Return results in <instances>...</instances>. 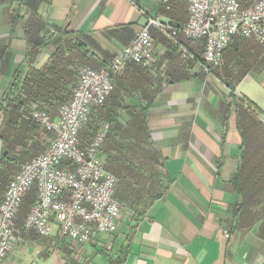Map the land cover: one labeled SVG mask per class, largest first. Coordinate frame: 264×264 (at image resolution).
<instances>
[{"label":"crops","instance_id":"crops-1","mask_svg":"<svg viewBox=\"0 0 264 264\" xmlns=\"http://www.w3.org/2000/svg\"><path fill=\"white\" fill-rule=\"evenodd\" d=\"M169 3L0 0V99L18 67L45 65L66 40L87 55L86 66H99L109 64L148 17L185 23V3ZM152 37L155 62L145 74L128 62L113 78L108 100L118 127L112 133L132 147L128 159L138 166L125 171L132 184L118 187L117 232L78 247L55 226L40 236L16 222L1 264H264V192L244 208L234 186L242 138L228 106L230 90L198 62L182 60L160 31L152 29ZM177 39L195 51L201 44L182 34ZM30 41L42 42L32 59ZM234 58L232 48L223 52L224 64ZM233 94L246 96L264 116V61Z\"/></svg>","mask_w":264,"mask_h":264},{"label":"built area","instance_id":"built-area-1","mask_svg":"<svg viewBox=\"0 0 264 264\" xmlns=\"http://www.w3.org/2000/svg\"><path fill=\"white\" fill-rule=\"evenodd\" d=\"M162 1L169 8L170 0ZM182 1L187 10L182 25L148 17L108 65L80 67L71 97L59 105L56 118L45 110H33L32 119L50 133V139L44 151L20 166L4 191L0 202V264L12 247L19 209L31 189L35 199L24 229L49 236L55 226L61 238L78 247L117 232L121 206L114 194L118 178L106 169L102 155L110 124L104 122L85 145L79 134L92 109L106 102L113 90V78L128 62L145 67L155 62L153 28L179 47L183 59L198 62L207 73L211 71L209 65L221 63L225 48L235 37L253 38L264 45V0L247 6L239 0ZM179 34L190 41H202L201 61L178 41Z\"/></svg>","mask_w":264,"mask_h":264},{"label":"trees","instance_id":"trees-1","mask_svg":"<svg viewBox=\"0 0 264 264\" xmlns=\"http://www.w3.org/2000/svg\"><path fill=\"white\" fill-rule=\"evenodd\" d=\"M253 1L241 0L243 6L249 5ZM33 42L30 43V46L34 44L35 48L29 49L27 53L29 59L34 58L42 45L40 41ZM76 44V42L66 40L53 50L48 62L41 67L32 66L31 63L25 67H18L4 97L0 99V202L7 184L20 166L44 151L48 145L44 134L50 135V133L32 119L33 110H45L55 117L59 105L71 97L72 89L77 81L78 69L87 65V55L79 51ZM202 47L201 43L198 45L197 51L190 48L199 61H201ZM229 47L233 49L234 65L237 64L239 68L236 78L225 82L216 73L214 76L230 90L231 100L228 102V106H232L234 109L237 128L242 138L241 163L236 173L234 186L241 195V207L247 208L250 203L257 201L259 194L264 192V127L259 118L260 110L255 103L246 96L236 95L233 92L245 73L255 67L256 63L251 66L250 63H245V59L250 54L254 58L252 52L256 49L251 41L241 37L233 38L225 50ZM181 59L184 60L182 57ZM106 65L108 64L96 67L100 68ZM134 65L133 70L136 72L145 74L148 70V67L143 65L137 63ZM219 72L225 77L236 74L222 68ZM142 83V81H138L131 85L138 87ZM108 100L109 97L103 105L92 109L89 122L79 134L83 145L91 140L104 122L110 124L108 134L117 131V125H112L115 122L116 114L108 105ZM140 123L143 124V120ZM136 126L141 131L144 127L143 125ZM108 134L106 139L109 137ZM15 155L18 156L17 159H15ZM34 199L35 193H32L28 202L29 206L34 202ZM262 211L264 216V209Z\"/></svg>","mask_w":264,"mask_h":264},{"label":"rangeland","instance_id":"rangeland-1","mask_svg":"<svg viewBox=\"0 0 264 264\" xmlns=\"http://www.w3.org/2000/svg\"><path fill=\"white\" fill-rule=\"evenodd\" d=\"M239 1L242 4L241 0ZM153 29H157V28H153ZM157 30L160 31L159 29ZM245 39H249V41H251L254 44L255 49H256L252 52L254 55V58L250 54V56L247 59H245V63H250L251 66L255 63H256V66L258 64H262L264 61V57H262L264 56V45L260 44L253 38H245ZM199 43H202V41H199ZM260 59L262 60L260 61ZM89 67L99 69V67H96V65L89 66ZM209 67L211 68V71H212L210 72L211 75H214V73H216L217 76H219L222 79V81H225V82H229L230 81L229 79H235L236 75L238 74L237 70H239V68L237 67V64L234 65L233 63L229 61L226 64H224L222 60L219 65L217 66L209 65ZM221 68L225 69V71L231 70L233 73H236V74H233L231 77H228V75H226L225 77L224 75H222V73L219 72ZM202 71L204 70L202 69ZM251 74L249 73V75L253 78V80H257L256 79L257 75L254 74L253 72H251ZM259 118H260L262 126L264 127V116H259ZM108 135L109 137L105 140V142L102 145V155H103V158L106 160V169L110 171L111 173H113L118 178V182L115 186V194H114L115 198L118 199V196L120 194V191H118V187L121 185L126 186L128 183L132 184L131 181H133L132 176L128 177L125 175V171H127L128 169H132V170L137 169L138 166H137V161L131 162L128 159L129 158L128 153L129 151L132 150L130 149L132 147L131 146L129 147L128 144L124 141L120 142V138L116 139L113 133H109ZM44 136L47 138L49 142L50 135L45 133ZM0 147H1V143H0ZM14 157L15 159L18 158L17 155H15ZM32 193H35L34 189L29 190V192L25 195L23 199V203L19 209L16 224L23 226L24 220L27 216V213L30 207L28 202H29V199Z\"/></svg>","mask_w":264,"mask_h":264}]
</instances>
